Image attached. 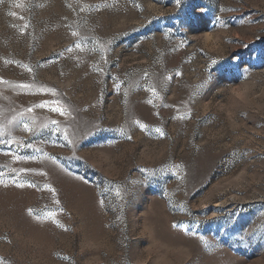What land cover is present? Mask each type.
I'll return each instance as SVG.
<instances>
[{
  "label": "rangeland",
  "instance_id": "374dc122",
  "mask_svg": "<svg viewBox=\"0 0 264 264\" xmlns=\"http://www.w3.org/2000/svg\"><path fill=\"white\" fill-rule=\"evenodd\" d=\"M0 173V264H264V0H0Z\"/></svg>",
  "mask_w": 264,
  "mask_h": 264
},
{
  "label": "snow or ice",
  "instance_id": "6c2138e0",
  "mask_svg": "<svg viewBox=\"0 0 264 264\" xmlns=\"http://www.w3.org/2000/svg\"><path fill=\"white\" fill-rule=\"evenodd\" d=\"M81 10L83 11V9H81ZM73 35H77V33L74 32ZM76 47L79 48L80 45L77 44ZM69 51H71V49H69ZM29 71H30V69H29ZM5 83H6V82H5ZM17 87L25 88V89H26V88H28L29 86H28V85H19V86H17ZM152 91H153V93H154L155 90L152 89ZM149 103H151V101H149ZM37 107H39V108H49L51 111H53V112H57V113H59L60 115H66V114H67V110H66L63 106L60 105V102H59V101H51L50 103L45 102V103H42V104H40V105H37ZM28 111L31 112L32 109L29 108ZM52 123L55 124L56 121L53 120ZM137 123H139V122H137ZM24 127H25L26 130H30V129L28 128V125H27V124H25ZM140 127H141V128H146L147 126L141 124ZM156 131H157V132H160V134L163 135V133L161 132L160 129H156ZM65 138H67V137H65ZM128 139H131V137H128ZM0 175H3V174L0 173ZM20 186H23V185L21 184Z\"/></svg>",
  "mask_w": 264,
  "mask_h": 264
}]
</instances>
